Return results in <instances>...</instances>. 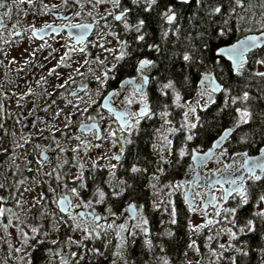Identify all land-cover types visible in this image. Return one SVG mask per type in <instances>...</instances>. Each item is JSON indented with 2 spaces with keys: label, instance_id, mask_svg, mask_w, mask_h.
Wrapping results in <instances>:
<instances>
[{
  "label": "snow or ice",
  "instance_id": "6c2138e0",
  "mask_svg": "<svg viewBox=\"0 0 264 264\" xmlns=\"http://www.w3.org/2000/svg\"><path fill=\"white\" fill-rule=\"evenodd\" d=\"M194 2L203 10V15L199 16L198 20L190 18L188 24L192 27L183 31V26L178 22L180 19L178 9L181 6H188L189 0H169L163 5L159 4L158 0H131L132 7L125 6L123 0H71L70 6L73 7V11L68 16H60L61 22L55 26L45 23L37 29L28 25L30 39L40 36L45 30L57 34L62 30L68 31L71 34L70 39L75 43L65 45L66 51L61 59H67L72 52L84 53L86 64L94 62L99 65V74L91 67L88 69L97 84L95 97L99 98L102 93L106 94L99 104L87 85H83L79 91L74 89L70 94L77 103L68 101L73 111L65 114L62 123L64 131L60 132V136L66 137L68 141H76L69 149L73 153L71 167L76 168V174L69 175L60 171L69 163L67 160L51 167L47 172L43 171V160H38L37 163L41 165L37 169L40 178H33V188L36 184H45L47 191H41L37 196L31 197L30 201L23 196V192L31 191L27 186L23 192L8 191L0 183V189L8 192L7 197L0 194V231L4 232L3 243L7 245L10 253L14 244L17 254L25 248L29 250L24 252V255L29 257L27 260L21 257L22 264H32L30 251L42 242L35 234L42 231L39 221L45 218L49 231L58 233L63 225L74 233H80L79 239L67 236L64 241L48 240V243L57 247L46 249L45 256L58 258L59 264H80L85 258L88 259V264H92L94 256L102 255L95 246L85 249L83 254L70 250L63 252L62 247L70 248L75 245L80 249L86 241L98 239L102 233L107 235L110 232L114 234L116 240L111 252V264L118 262L136 264L134 258L129 256L131 249L128 248V243H135L137 237L141 238V251H146L149 257L143 264H185L186 251L181 255L177 249L173 255V248L178 243L174 229L166 227L155 233L150 231L145 205L138 203V192L142 187L155 190L154 194L157 196L162 189L167 188L163 198L152 201V210H158L163 206L164 211L168 212L171 206L168 223L185 229L186 247L200 255L202 260L206 259L207 264H225V261L228 264H238V256H249L253 249L237 238L255 233L259 222L261 226L259 238L261 243L257 245L261 257L259 264H264V146L258 148L257 155H250L247 150L229 152L227 148V139L234 135V129L241 132L236 139L238 145L252 144L257 136L264 145V109H259L258 113V106L252 103L257 97L250 95V85L247 83L248 80L258 78L264 84V71L258 68L250 69L248 56L252 50H256L251 57L252 63L264 68V0H194ZM24 3L35 15L34 0H12L11 3L8 0H0V8L5 9L3 15L7 17L13 5L17 13L24 11L21 7ZM86 3L89 7L85 12ZM102 3L109 7L101 14L96 8ZM60 6H69V0H60ZM56 9V4L39 0L40 14L59 16ZM134 9L138 10L135 17L132 15ZM152 11L156 12L161 23L159 38L164 40L175 37L176 41H180L179 46L168 56L169 60L173 57H176V60L172 61L167 73L160 76L158 61L146 57L137 58L133 65L135 75L119 79L118 87L108 90L107 82L110 79H117V74L124 66L122 61L132 56L135 51L120 34L134 33L133 40L138 47L141 46L142 42L146 41L145 29L151 22ZM81 15L91 17L90 22H73V17L79 18ZM205 24L207 27H204ZM3 28V20L0 19V37L3 36ZM90 31L97 36L94 42L85 39ZM193 31L195 35H192ZM241 31L244 34L232 43L223 46L211 43L213 39L219 40L230 33ZM19 34L12 31L8 33L9 37ZM106 37L110 39H105ZM5 43L8 41L0 39V44ZM89 44L101 49L105 54L104 58L98 56L94 61H89ZM46 46L45 43L38 45L40 49ZM147 47L157 53L160 52L156 42L148 43ZM35 53L36 50L33 49L29 55L34 56ZM108 56L112 57L111 61L107 60ZM177 62L179 71L174 66ZM23 63L27 64L28 60L25 59ZM225 67L228 68L230 75L227 79H222ZM153 70L157 75L149 76L148 73ZM74 71L82 76L79 68ZM150 80L155 83L154 91L158 93L154 99L144 89V85ZM57 87L62 88L63 84H58ZM31 92L29 88L27 92L21 94L20 99ZM79 92H83V98ZM218 93L222 101L217 105L222 113L221 119L226 114L232 127H223V131L211 141V147L207 151L201 152L198 146L189 150L187 142L198 136L200 131L206 132L205 122L198 112H204L210 106L216 105ZM261 93L259 99L264 100V88H261ZM120 104L124 107H118ZM133 104L138 105L134 110L131 108ZM92 105L97 106L89 112ZM172 109L180 110L178 126L174 125L170 118ZM105 110L107 116L104 114ZM76 113L79 114L80 120L74 129L70 125ZM60 115L61 110L58 108L48 122L47 129L51 132L59 131L55 123ZM156 118L162 123L159 127L152 128L150 142L156 155L155 163L151 160L141 162V156L137 151L135 158L124 167L122 158H126L132 152V146L139 140L142 121H154ZM258 118L260 126L259 131H256L254 126ZM0 119H3L2 107ZM85 120L89 123H85ZM213 120H216V117H213ZM100 124L105 126L100 128ZM243 126H247L248 130L245 131ZM86 132H90L92 139L98 142L92 143ZM177 133L182 135L180 144L174 148L173 139L170 137H175ZM51 139L52 143L56 144L58 152L63 154L66 149L59 143V139L56 136H52ZM104 142L117 151L111 155L99 152L90 161H85L80 156L82 150L86 154L89 148H100ZM24 143L13 141L14 149L11 154L13 163L15 148H23ZM0 151L8 152L7 149ZM185 156L191 158L188 170L192 172V179L187 180L185 184L169 181L157 188L160 178L173 163L180 164ZM224 158L229 159V162L224 163ZM206 161H212L219 167L207 168ZM29 163L31 162L26 159L25 164ZM86 164L89 165L87 169ZM15 167L18 169L19 165ZM119 168H123V175L118 173ZM149 168L153 170L149 172ZM202 168L206 171L200 175ZM27 171L30 172L31 168H27ZM146 175L148 180L145 185L143 181ZM98 176L100 179H97ZM43 177L48 179L45 180ZM26 179L27 177H24V180ZM22 184L23 180H16V189ZM176 191L181 192L187 206L188 216L185 217L183 225H179V213L171 200ZM121 203L124 204L131 223L124 221L117 214ZM6 204L9 206L6 207ZM96 205H104L103 216L97 213ZM246 205L250 207L247 214H244ZM114 208H117V211H114ZM208 208L212 209L211 216L206 210ZM33 209L36 210L34 218L37 222L29 224L27 219L29 215H33ZM77 209L83 210L76 211ZM194 212L202 214L201 222L192 221L191 214ZM3 218H6V223ZM164 223V220L160 221L161 225ZM10 227L16 230V241H13L8 232ZM204 229H208V234L204 237L206 254L195 247L196 241L192 239L193 234L200 236ZM125 232L126 237L122 236ZM44 235L48 236V232H44ZM153 236L159 239H153ZM221 236H226L227 239L220 242ZM30 240L33 243L30 244ZM212 241H215V247H209ZM104 243L107 245L108 241L105 240ZM47 264H50V261ZM187 264H191V261H187ZM196 264H201V261H196Z\"/></svg>",
  "mask_w": 264,
  "mask_h": 264
},
{
  "label": "flooded vegetation",
  "instance_id": "af4514ba",
  "mask_svg": "<svg viewBox=\"0 0 264 264\" xmlns=\"http://www.w3.org/2000/svg\"><path fill=\"white\" fill-rule=\"evenodd\" d=\"M36 6H39V2H34ZM87 5V4H86ZM27 12H31L33 10L28 9V5L25 3ZM89 6V5H87ZM60 12V11H57ZM72 11L69 12H62L63 14L67 15L70 14ZM52 17V15H51ZM73 22H80V23H89L91 18L82 19L77 18L75 21V17L72 18ZM3 22L4 19H3ZM60 19L56 20L55 18H51L50 20H47L48 24H52L55 26L56 24L60 23ZM45 23L41 24L40 26H37L36 28H41ZM102 23V22H101ZM4 28L2 30L4 31H13L14 29H10V25H7L5 23ZM19 32V35H13V39L9 41V43L0 44V86H2L3 89L0 88V100L4 96H6L5 99V105H9L10 108L7 106L4 107L3 105V119H0V135L1 137H10L13 133L17 135L16 140L9 139V145L4 147V149H7L8 152L5 153L3 151H0V183L4 185V188L8 189V191H20L23 192V189L25 186H27L31 191L23 192L24 199L29 200L33 196H37L38 193L41 191H47V185L45 184H36V186L33 188V178H40V173L37 171L39 167H41L40 164L37 163L38 160H43L42 168L43 171L47 172L50 170L51 167H55L58 163H62L63 160H67L69 163L64 165L62 169H60L61 172H66L69 175L76 174V168L71 167L72 163V155L73 153L69 150L75 143V140L68 141L66 137H61L60 132L64 131L62 128V123L64 122V116L68 112H72L73 109L71 108V105L68 103V101H71L72 103H77L75 98L70 95L73 90L79 91V89L83 85H87L88 89L91 90L93 95L96 91V81L93 78L92 74L88 71L89 67H91L93 70L96 71V74H99V65L96 63H90L86 64L85 61V54L80 52H72L69 54V57L67 59H61L66 51L65 45L67 43H75L73 39H70L67 32L63 30L60 34H52L49 37H46L42 40H38L34 37L31 39L30 32L25 30H14L13 33ZM121 38L128 41V34L125 35L124 33H121ZM24 38L26 40V43L28 44L26 48V52L28 53L26 56L22 57L20 60H17L15 55L12 56V60L15 61L13 63V67L9 68L6 64V51L9 49L10 51L13 49V46L16 48L19 47L17 45V40ZM105 39H110L109 37H106ZM90 41H96L97 36L92 31V34L86 39ZM45 43L47 46L43 49H40L38 45ZM113 43H115L113 41ZM107 46V45H105ZM142 48H139V50L136 52L134 51L132 56L127 57L125 61H122V64L124 65L122 70L117 74L116 80H109L107 82L108 90H111L112 88L118 87V80L123 79L125 76H134L135 71L133 65L135 64V61L137 58H143L144 53L146 52L145 45H141ZM36 48V53L34 56H30L29 53L33 51V48ZM150 53V52H149ZM104 58L105 54L102 52L99 48H94L91 46V44L88 45V60L94 61L95 57ZM146 58L150 57L147 55ZM27 59L28 63L25 64L23 61ZM112 57L108 56L107 60L111 61ZM79 68L81 75H77L74 69ZM49 70H51V74H49ZM155 70L148 73L149 76H155ZM43 77V79H41ZM58 84H63V87H57ZM31 88L32 92L30 95L24 96L23 99H20V96L22 93H25L28 91V89ZM8 89V90H7ZM144 89L146 93L153 98V96H156L157 93L154 91L155 89V83L150 80L149 83L144 85ZM106 93H102L99 98H96L94 95V98L97 99V104H99L102 99L103 95ZM79 95L83 98L84 94L83 92H79ZM219 95V94H218ZM154 99V98H153ZM97 105H92L91 108H89V112H92L93 108H95ZM118 107H124L123 104H120ZM137 104H133L131 108L134 110L137 108ZM61 110V115L57 119L55 123V127L59 129V131L51 132L47 129L48 122L51 120L53 115L56 113L57 109ZM175 110V109H172ZM105 116H107V112L105 110ZM170 118L175 121L174 125L178 126L179 120H176V115H170ZM14 119H18L21 124L20 130H14L11 128V123L14 121ZM79 114L76 113L73 115V123L70 125L72 128H76L79 124ZM178 123H177V122ZM85 123H89V121L85 120ZM162 121L159 118H156L154 121H142V129L139 141L143 138L145 135L144 127H147L148 129V137H149V155L151 157V161L155 163L156 161V155L153 153L151 148V134H152V128L153 126L159 127L161 125ZM24 126H25V132L27 135L24 137ZM105 125L100 124V128H103ZM232 127V126H230ZM14 130V131H13ZM223 131V129L221 130ZM220 131V132H221ZM236 132V131H235ZM234 132V133H235ZM219 132L215 133L214 136H212L209 140H203L204 132L199 133L198 136L194 137L192 141L187 142V148L189 150L196 148L197 146L201 150V152L206 151L209 147H211V141L215 140ZM86 135L88 136V139L92 141V143H97L98 141L93 140L91 133L86 132ZM181 133H177L175 137H170L173 139V147L175 148L177 145L180 144V137ZM52 136H56L59 139V143L63 145L66 149V151L63 154H60L56 148V144L52 143ZM234 136V135H233ZM230 136V138L227 140V148L229 152L233 151L235 149V146L233 148L231 147L232 141L235 139V137ZM27 140V143H24V141ZM13 141L24 143L23 148H15L14 156L15 161L13 163L12 159V153L14 149ZM236 141V140H235ZM137 143L138 141L132 146V152L127 155L126 158H122V163L124 167H127L128 163L132 160L133 157V151L137 149ZM263 146V145H261ZM1 149V148H0ZM117 151L116 148L110 147L107 142H104L100 148H89L87 150V153L82 150L80 152V156L83 157L85 161H90V159H94L96 154L99 152H107L109 155L112 153H115ZM250 154V153H249ZM258 150L255 153H252L250 155H257ZM47 157V159H44ZM30 161L31 163L25 164V160ZM79 159L77 163H79ZM229 159L224 158V163H228ZM98 163H103V161H98ZM191 163V158L189 156H185L183 160L180 162V164L173 163V166L168 169V171L160 178L159 183L157 184V188H159L160 184H167L169 181L175 182L179 181L185 184L187 180L192 179V172L188 170V164ZM15 165H19V168L17 169ZM207 168H214L219 167V165L214 164L212 161H209L206 163ZM89 167L88 164H86V169ZM166 168H168L167 165H165ZM27 168H31V171H27ZM153 170V169H152ZM150 170V171H152ZM99 171V170H98ZM206 169L202 168L199 172L200 175H202ZM15 172V176H13V173ZM118 173L120 175H123V168L118 169ZM106 175V173H105ZM24 177H27L26 180H24ZM43 179L47 180V177H43ZM97 179H100V176L97 177ZM16 180H23V184L20 186L19 189H16L15 187V181ZM148 177L145 176L144 184H147ZM89 185H91V181H89ZM144 190L147 191L146 196L140 197L138 195V203L144 204L145 208L148 213V219H149V227L150 231L155 233L157 231H162L166 227H171L174 229L178 236V243L173 248V255L176 254V250L179 249L181 255L186 251L187 256L185 258V264H187V261H191V264H196V261H201V264H207V260L201 259L200 255H197L195 251L192 249H188L185 245V229L182 227H178L177 225H170L168 223L169 220V212L171 211V206L168 208V212L164 211V207L162 206L160 209L153 211L151 208V204L153 200H159L164 197V194L167 192V188H164L160 191L159 196L155 195V190L149 189L147 187H143ZM91 189H89L90 191ZM0 194L4 195L5 197L8 196V192L4 191L3 189H0ZM87 195V193L85 194ZM171 200L173 201V204L175 205L177 212L179 213V225H183L185 223V217L188 216L187 212V206L184 203L183 196L181 192L176 191L172 197ZM73 202H75L73 200ZM230 203V202H229ZM6 207L9 205H5ZM96 211L98 214L103 216V207L104 205H96ZM250 206L246 205L244 209V214H247L248 209ZM209 213V215H212V209L208 208L206 209ZM35 209H33V215H29L27 219V223L29 224H35L37 221L34 218ZM76 211H80V209H77ZM114 211H117V208H114ZM117 214L122 217L124 221H128V223H131L132 221L129 219L128 213L125 211V206L123 203H121L118 207ZM23 219V217H21ZM202 214H197L196 212L191 214V219L194 223H199L202 221ZM4 222L6 223V218H3ZM164 220V224L161 225L160 221ZM103 221L101 220V223ZM121 221H117V223H120ZM39 223L42 226V231H39L35 236L39 238L40 241H42L38 247L33 248L30 251V256L32 259V264H47V262L50 261V264H59V259L56 257H53L51 255L45 256L46 249L49 248H56L57 246L51 245L48 243L49 239H58L60 241H64L67 236H72L73 239H79L80 233H74L70 229L64 227L61 225L59 232L55 231H49V229L46 227L47 225V219L40 220ZM215 231V229L213 230ZM8 232L11 234V237L13 241L17 240L16 237V230L15 228H9ZM44 232H48V236L44 235ZM208 234V229H204L202 234L200 236H196L193 234L192 239L196 241L195 247L200 250L201 253L206 254V249L204 248V237ZM32 235V234H30ZM251 235V238L249 241L243 240L246 236L238 237V241H243L245 245L250 246L253 251L250 252L249 256L243 257L238 256V264H259V261L261 259L259 255V249L257 245L260 242V236H261V226L259 225V222H257V230ZM247 235V236H248ZM3 236L4 232L0 231V264H22L21 257H23L24 260H27L29 257L24 255L25 251H29L27 248L24 249V251H21L19 254L15 252L16 244H14L13 249L11 250V253L9 252V249L7 248V245L3 243ZM122 236L126 237L127 233H122ZM153 239H159V237L153 236ZM227 239L226 236L220 237V242H224ZM107 240L108 243L105 245L104 241ZM29 243H33L32 240L29 241ZM116 243L115 236L111 232L107 235L101 234V237L95 240H88L84 243V246L80 249H77L75 245H72L69 247H62L63 252L67 251H79L81 254L84 253L85 249H88L92 246H95L99 251L102 253V255L94 256L92 260V264H111L112 256L111 252L114 249V245ZM238 246H240L238 244ZM209 247H215V241H212L209 244ZM128 248L131 249L129 252V256L131 258H134L136 261V264H143V261L149 260L148 254L146 251H141V238L137 237L135 239V243L129 242ZM227 255V253L225 254ZM80 264H88V259L85 258L84 261L80 262ZM119 264V262H118ZM225 264H228L227 261H225Z\"/></svg>",
  "mask_w": 264,
  "mask_h": 264
},
{
  "label": "trees",
  "instance_id": "16d2710c",
  "mask_svg": "<svg viewBox=\"0 0 264 264\" xmlns=\"http://www.w3.org/2000/svg\"><path fill=\"white\" fill-rule=\"evenodd\" d=\"M9 3L12 2V0H8ZM125 6H131V0H123ZM169 0H158V3L163 5L168 3ZM24 11H21L20 13H17L15 5H13V8L10 12L11 16L14 17H19L22 16L24 14H26L27 9L25 6V3L21 6ZM3 10L2 12V16L4 18H9V16L5 17L3 14L5 12L4 8H1ZM137 11L136 9L133 10V17H135L137 15ZM179 13H180V19H179V23L183 26L182 27V31L185 29H188L190 27H192L191 25L188 24V20L191 19H195L198 20L199 16L203 15V10L200 9V7L194 2V0L192 2L189 3L188 6H181L180 9H178ZM197 13V16H194L193 14ZM143 15H148V14H143ZM219 20V18H217ZM150 24L148 25V27L145 29V35H146V41L142 42L141 45H145L146 48V52L144 53V57H146L147 55L150 57V59H154L156 61H158L157 64V68H159L161 71L159 73L160 76H163L167 73V70L169 68L170 65H172V61L176 60V57H173L172 60H169L168 56L169 53L171 51H173L174 49H176L179 46L180 41H176L175 37H170L164 40H161L159 38V32H160V28H161V23L157 17V14L155 11H152L150 14ZM166 27V25H165ZM204 27H207V25L205 24ZM244 33L243 31L241 32H234V33H230L229 36L223 37L219 40L213 39L211 41V43L213 45H226L229 43H232L233 41H235L238 37L242 36ZM135 34L131 33L128 34V42L131 48H134L135 51L137 52L139 50V48H142V46H137L135 41L133 40V36ZM192 35H195V32H192ZM182 39V37H181ZM174 41H176L174 43ZM156 42L160 48V52L157 53L154 50H150L147 47L148 43H153ZM150 52V53H149ZM256 52V50H254L253 52L249 53V66L250 69H256L259 67L255 64L252 63V55ZM177 69V71H179V62H177L174 65ZM155 76L157 75V72L155 71ZM230 75L228 68L225 67L223 74H222V79H227V77ZM247 83L250 85L249 91H250V95L257 97V99L255 101H253L252 103H254V105L258 106L257 107V111L259 113V109H264V100H260L259 97L262 95L261 93V88H264V84H262L258 78H253L251 80H248ZM158 95V93H157ZM156 95V96H157ZM156 96H153V98H155ZM185 99H187V96L185 95ZM221 97L220 94L217 95L216 97V105L210 106L209 109H206L204 112H198V115L201 117L202 121L205 122V126H206V132L205 131H201L204 132L203 136V140H209L212 136L215 135V133L220 132L223 127H230L232 126L231 123L229 122V118L226 114L223 115V118L221 119V111L218 109L217 105H219L221 103ZM179 109H175L171 111L170 115H176V120H179L180 122V116H179ZM213 117H216V120H213ZM177 122V121H176ZM175 123V121H174ZM178 123V122H177ZM179 124V123H178ZM259 126H260V121L259 118L256 121V124L254 126L256 131H259ZM244 130L247 131L248 128L247 126H243ZM144 131H145V135L143 136V138L137 143V149H135L133 151V157L132 159L135 158V154L137 153V151L139 152L140 156H141V162H145L146 160H151V157L149 155V137H148V129L147 127H144ZM241 135V132L236 131L234 133L235 139L232 141L231 143V147L233 148V146H235L234 150H247L250 154L255 153L258 148L262 145L260 138L257 136L254 140V142L252 144H245V145H238L237 142L235 141L239 136ZM150 170H152V168H149V172H151ZM144 183V182H143ZM147 191L143 189V187L139 190L138 195L140 197L142 196H146ZM251 238V235H248L246 237H244L243 240L245 241H249Z\"/></svg>",
  "mask_w": 264,
  "mask_h": 264
},
{
  "label": "rangeland",
  "instance_id": "374dc122",
  "mask_svg": "<svg viewBox=\"0 0 264 264\" xmlns=\"http://www.w3.org/2000/svg\"><path fill=\"white\" fill-rule=\"evenodd\" d=\"M34 2H39V0H34ZM44 2L56 4L57 5L56 11H60V12L73 11V7L70 6L71 0H69V6H64V7L60 6V0H44ZM88 7L89 6L86 5L85 12L87 11ZM107 7H109V5L102 3V4L98 5V7L96 8V11L102 14L104 9ZM38 9H39V6H36V9H35L36 14L35 15H33V11L26 12V14L19 16V17H14V16L10 15L9 18H3L5 21L3 23L10 25V29H14V30H25L26 29L27 30L28 25H32L34 27H37V26H40L41 24L47 22V20H50L52 18L51 15L40 14ZM1 12H3V10L0 8V14H1ZM79 18H81V20H82V19H87V18H91V17H88L87 15H81ZM74 20L76 21L77 18L75 17ZM2 31H3V36L0 37V39L8 41V43H9V41L11 39H13V35L11 37H9V35H8L9 31H4V30H2ZM17 45H19L18 48L13 46V49L11 51L9 49L6 51L7 58H6L5 64L9 68L13 67V63H10V61H13L11 55H15L17 60H20L22 57H24L28 54L26 52V48H27L28 44L26 43V40L24 38L17 40ZM33 49H36V48L34 47ZM258 67H259V70L264 71V68H261L260 66H258ZM0 69H1V67H0ZM0 88L3 89L2 86H0ZM5 99H6V96H4L2 98V100H0V107H2V109L6 106L8 108H10L9 105H5V103H4ZM3 105H4V107H3ZM21 124L22 123H20L18 119H14V121L11 123V128L14 130H20ZM16 138H17L16 134L11 135L10 137H3V138L0 135V148L4 149V147L9 145V139L16 140Z\"/></svg>",
  "mask_w": 264,
  "mask_h": 264
},
{
  "label": "water",
  "instance_id": "95a60500",
  "mask_svg": "<svg viewBox=\"0 0 264 264\" xmlns=\"http://www.w3.org/2000/svg\"><path fill=\"white\" fill-rule=\"evenodd\" d=\"M192 1H193V0H189V3L192 2ZM68 15H69V14H68ZM68 15H64L63 13L59 12V16H54V15H52V16H53L56 20H59V19H60V16H68ZM0 19H2L1 16H0ZM38 29H40V28H38ZM62 31H63V30H62ZM62 31H61V32H62ZM65 31H66V30H65ZM74 31H75V30H73V32H74ZM61 32H60V33H61ZM66 32H67L68 36L70 37L71 34H70L68 31H66ZM16 33H17V32H16ZM18 33H19V32H18ZM60 33H59V34H60ZM52 34L57 35V33H53L51 30H45L43 33L40 34V36H38V37H34V38H36V39H38V40H42V39H44V38H46V37L51 36ZM91 34H92V31H90V32L86 35L85 39H87ZM74 42H75V41H74ZM233 42H234V41H233ZM222 46H223V45H222ZM253 51H254V50H252V52H253ZM218 94H219V93H218ZM218 94H217V95H218ZM233 131L235 132V129H234ZM23 132H24V135H23V136L25 137V136L27 135V133L25 132V126H24V131H23ZM229 138H230V137H229ZM229 138H228V139H229ZM228 139H227V140H228ZM263 146H264V145H263ZM206 151H207V150H206ZM207 162H209V161H206V163H207ZM181 184H183V183L181 182ZM81 210H83V209H80V211H81ZM124 216H128V214H127V215H124Z\"/></svg>",
  "mask_w": 264,
  "mask_h": 264
}]
</instances>
